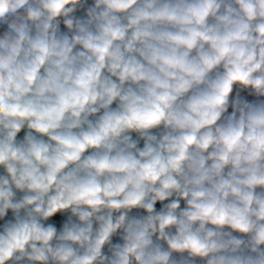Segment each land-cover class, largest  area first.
<instances>
[{"label": "clouds", "instance_id": "obj_1", "mask_svg": "<svg viewBox=\"0 0 264 264\" xmlns=\"http://www.w3.org/2000/svg\"><path fill=\"white\" fill-rule=\"evenodd\" d=\"M0 264H264V0H0Z\"/></svg>", "mask_w": 264, "mask_h": 264}]
</instances>
